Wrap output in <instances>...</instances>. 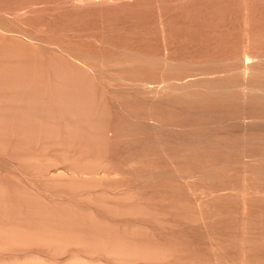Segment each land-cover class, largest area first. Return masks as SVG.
<instances>
[{"label": "rangeland", "instance_id": "rangeland-1", "mask_svg": "<svg viewBox=\"0 0 264 264\" xmlns=\"http://www.w3.org/2000/svg\"><path fill=\"white\" fill-rule=\"evenodd\" d=\"M0 264H264V0H0Z\"/></svg>", "mask_w": 264, "mask_h": 264}, {"label": "bare ground", "instance_id": "bare-ground-1", "mask_svg": "<svg viewBox=\"0 0 264 264\" xmlns=\"http://www.w3.org/2000/svg\"><path fill=\"white\" fill-rule=\"evenodd\" d=\"M246 66H249V62L246 60L244 61Z\"/></svg>", "mask_w": 264, "mask_h": 264}]
</instances>
